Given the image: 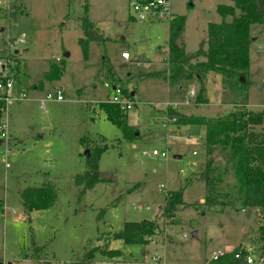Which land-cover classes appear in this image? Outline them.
Returning a JSON list of instances; mask_svg holds the SVG:
<instances>
[{"label":"rangeland","instance_id":"374dc122","mask_svg":"<svg viewBox=\"0 0 264 264\" xmlns=\"http://www.w3.org/2000/svg\"><path fill=\"white\" fill-rule=\"evenodd\" d=\"M3 3L7 8L0 7L6 12L0 15V50H7V37H26L25 44L11 50L19 51L18 59L26 66L31 100L9 108L11 167L0 162V262L40 264L21 258L32 243L42 248L39 256L53 264H72L92 249H98L93 264H152L154 256L166 264H205L217 251L232 252L242 244L259 248L254 208H204L205 127L177 126L167 109L207 119L243 108L264 115V25L251 29L247 102L241 90L225 87L220 76L209 73L203 83L208 103L197 105L201 84L195 78L182 82L180 90L164 77H148L166 69L169 20H138L129 0H88V18L102 40L90 42L85 58L79 45L85 0ZM171 5L173 17L187 19L185 53L190 56L207 40L208 25L222 21L218 5L232 3L171 0ZM123 51L129 59L121 57ZM51 63L64 66L59 80L45 79ZM114 87L128 93L134 104L122 110L136 131L132 138L101 109L117 95ZM56 88L63 89L64 101L47 102L41 109L39 99ZM178 101L182 103L174 104ZM256 131L264 133V124ZM154 150L167 157L153 156ZM2 151L0 146V155ZM87 151L101 152V180L83 192L75 178L87 170ZM45 184L56 190L54 206L26 215L23 192ZM178 191L184 205L175 217L163 215L167 194ZM148 220L155 221L159 231L147 245L125 246L115 239L126 222ZM114 250L120 255L110 256Z\"/></svg>","mask_w":264,"mask_h":264},{"label":"trees","instance_id":"16d2710c","mask_svg":"<svg viewBox=\"0 0 264 264\" xmlns=\"http://www.w3.org/2000/svg\"><path fill=\"white\" fill-rule=\"evenodd\" d=\"M228 1L232 5L217 7L222 21L208 25L207 40L202 41L198 51L190 56L185 53L186 17L182 15L173 17L169 22L167 68L163 73L148 77H164L171 88L179 87L182 82L195 78L201 84L200 93L195 102L197 105H205L208 99L203 98L205 90L203 83L207 75L213 73L223 79L225 87H232L236 91L241 90L244 94V102H247V91L251 85L247 76L250 67V47L253 41L251 29L253 26L264 25V0ZM87 2L88 0H85L84 14L80 24L84 38L79 40L85 58L89 54L90 42L102 40V36L88 18ZM13 10L15 12V8ZM4 12L5 10L0 8V15H6ZM227 18H230V21H227ZM6 55L7 50L0 52L1 57ZM18 55L13 53L11 57L15 62L12 68L13 77L20 87H27L29 76L26 66L21 64ZM199 57L203 60L197 61ZM195 60L197 62L194 63ZM63 72V65L51 63L45 79L59 80ZM123 93L125 97H129L128 93ZM101 109L107 119L123 131L126 138H132L135 135L136 131L129 126L127 115L119 105L105 102L101 104ZM167 116L177 126L205 127L206 163L203 176L207 192L203 206L215 212H221L227 207L237 210L254 208L259 224L256 232L260 242L259 250L264 255V133L256 131V128L264 124L263 113L246 111L243 108L225 117L207 119L200 116H187L168 107ZM100 155L101 152H93L87 158L86 172L75 178L76 185L82 188L83 192L101 180L98 166ZM22 198L25 214L29 215L34 211H43L54 206L56 190L50 184L32 187L23 192ZM181 205H184L182 191L168 193L162 209L163 215L175 217ZM158 231L159 225L155 221L126 222L122 231L116 234L115 239L121 240L125 246H145ZM32 246L33 248L22 251L23 260L29 258L40 264H53L39 256L42 248L35 243H32ZM239 249L240 246L214 264H241L234 256ZM97 252L98 249L87 251L72 264H93ZM111 253L113 254L110 256L114 257L120 255L117 250Z\"/></svg>","mask_w":264,"mask_h":264},{"label":"built area","instance_id":"2783aa9c","mask_svg":"<svg viewBox=\"0 0 264 264\" xmlns=\"http://www.w3.org/2000/svg\"><path fill=\"white\" fill-rule=\"evenodd\" d=\"M7 8L4 5L3 0H0V7ZM171 0H141L134 1L133 10L135 17L141 21H164L173 19ZM134 19V18H133ZM25 36L19 37L18 39L7 38V55L6 57L0 56V144L3 146V153L0 155V162L5 166L6 169L11 167L9 162L10 150V137L8 128L9 108L16 102H22L26 99V95L21 90L16 79L13 77L12 68L14 66L11 59L13 52L12 47L17 45L25 44ZM124 59H129L130 55L127 52L121 55ZM116 94L108 100L111 104L119 105L121 110L131 109L134 104L124 97L121 89L116 87ZM195 94V90L189 91V96L192 97ZM50 101L63 102L64 93L62 88H56L53 93H48L45 98L41 100V109H46V103ZM171 104H168L170 106ZM153 156L167 157L166 153H159L157 150L152 152ZM195 154V153H194ZM140 210L142 206L138 207ZM233 252V251H232ZM231 252L217 251L214 252L211 259L205 264H214L221 258L227 256ZM235 259L241 264H264V255L261 254L259 248L252 247L250 245H240V249L234 254ZM152 264H166L161 263L160 257L152 258Z\"/></svg>","mask_w":264,"mask_h":264},{"label":"crops","instance_id":"0c3cea01","mask_svg":"<svg viewBox=\"0 0 264 264\" xmlns=\"http://www.w3.org/2000/svg\"><path fill=\"white\" fill-rule=\"evenodd\" d=\"M187 20V19H186ZM185 31H186V27H185ZM185 31H184V41H185ZM169 36V25H168V28H167V37ZM8 38V37H7ZM204 41V40H203ZM185 48H186V46H185ZM167 51H168V57H167V60H166V68H167V61H168V58H169V49H168V45H167ZM125 51H123L122 53H124ZM122 55V54H121ZM124 59V58H123ZM125 60H127V59H125ZM166 70V69H165ZM157 74V73H156ZM152 75H154V74H152ZM148 76H151V75H148ZM21 88V90H23V92H24V94L26 95V99L24 100V101H27V100H31V98H29V94H28V87H24V86H22V87H20ZM34 88V91L36 92V90H39L36 86H34L33 87ZM177 89H180V90H182L183 89V84H181ZM132 95H134V93H132ZM186 96H187V94H186ZM43 98H40L39 99V102H41V100H42ZM23 102V101H22ZM108 102V101H107ZM180 103H182V102H180V101H178L177 103H174V104H180ZM10 142H11V140H10ZM0 146H2L1 144H0ZM3 147V146H2ZM3 150H4V148H3ZM10 150H11V148H10ZM2 153H3V151H2ZM11 153H12V151H11ZM11 155V154H10ZM9 158H10V156H9ZM201 202L203 203L204 202V199H202L201 200ZM139 209V208H138ZM140 210V209H139ZM154 257H156V256H154ZM103 264V263H102Z\"/></svg>","mask_w":264,"mask_h":264},{"label":"water","instance_id":"95a60500","mask_svg":"<svg viewBox=\"0 0 264 264\" xmlns=\"http://www.w3.org/2000/svg\"><path fill=\"white\" fill-rule=\"evenodd\" d=\"M15 54L18 55L19 54V51H15ZM66 56H68V54ZM114 90H116V87H114ZM86 157L87 158L90 157V152L89 151L86 152ZM176 158L178 159L179 157H176ZM193 236L196 237L197 236V232H194L193 233ZM0 264H4V263L3 262H0Z\"/></svg>","mask_w":264,"mask_h":264}]
</instances>
